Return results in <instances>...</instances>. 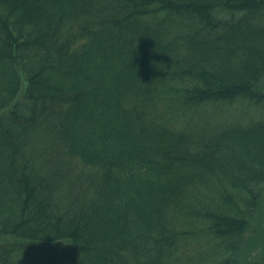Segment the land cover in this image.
Masks as SVG:
<instances>
[{
	"label": "trees",
	"instance_id": "1",
	"mask_svg": "<svg viewBox=\"0 0 264 264\" xmlns=\"http://www.w3.org/2000/svg\"><path fill=\"white\" fill-rule=\"evenodd\" d=\"M264 0H0V264H264Z\"/></svg>",
	"mask_w": 264,
	"mask_h": 264
},
{
	"label": "rangeland",
	"instance_id": "2",
	"mask_svg": "<svg viewBox=\"0 0 264 264\" xmlns=\"http://www.w3.org/2000/svg\"><path fill=\"white\" fill-rule=\"evenodd\" d=\"M264 204V203H263ZM263 211L261 212L259 219H257L255 221V223L257 224V228L254 232V244L257 243L259 240V242L257 243V245L262 243V239H264V206H263ZM264 249V247H262L261 249L257 250L255 253L260 254L262 252V250Z\"/></svg>",
	"mask_w": 264,
	"mask_h": 264
}]
</instances>
